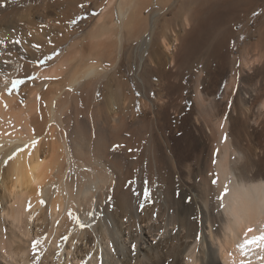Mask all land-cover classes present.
Instances as JSON below:
<instances>
[{
    "label": "bare ground",
    "instance_id": "obj_1",
    "mask_svg": "<svg viewBox=\"0 0 264 264\" xmlns=\"http://www.w3.org/2000/svg\"><path fill=\"white\" fill-rule=\"evenodd\" d=\"M0 3V264H264V21L182 81L264 0Z\"/></svg>",
    "mask_w": 264,
    "mask_h": 264
},
{
    "label": "rangeland",
    "instance_id": "obj_2",
    "mask_svg": "<svg viewBox=\"0 0 264 264\" xmlns=\"http://www.w3.org/2000/svg\"><path fill=\"white\" fill-rule=\"evenodd\" d=\"M92 4L93 3L90 2L88 6H85V7L81 8V12L78 15H76L72 19V22L69 24L70 25L69 26L70 29H72V28L73 29H77L78 28V29L81 30L83 28L84 29L86 28L85 30H87L89 28V26L92 24L93 18L95 16H97V14H99L98 9ZM253 6H254V8L252 9L253 11H251V13H249V14H246L244 16V19L239 24H237V30L234 33V38H233L232 42L230 44H228L226 49L223 48L224 51L222 50V52L220 53L219 57L221 56L220 58H222V60L221 59L220 60L222 62L221 61L219 62L218 61L219 57L218 56L215 57L214 54L211 53V52H209L208 54H205V55H202V56L198 57L199 58L198 59L196 57V54H198V53L196 52L195 53V57L192 58L191 61H190L189 68L184 70L185 75L182 78L183 79L182 81H183L184 84L186 83L187 86L190 85V81H189L190 74L198 72L202 68L203 61H206V60H207L206 61V64H207L206 65V72H207V75H208L207 77H209V79H210V80L208 79L209 83L211 84V86L214 85V83L216 84L217 83L216 81H219V78L221 76H223L225 74H228L227 73L228 71H226V70L229 69L227 64L230 63V60L228 58H226V55H224L225 52L229 53V51L232 50L231 47H233V52L236 54V53H238L237 51L242 45H244V44L248 45V44H252V43H255L256 41H258L257 39L259 38V36L257 35V33H258L257 30L259 29L258 26L260 25V23H263V21H264V19L262 17L263 10H264V5H263V3H261L259 5L258 4L257 5L254 4ZM245 8H246V6H244V9ZM147 10L148 9H144V11H143L145 15L148 14ZM237 11H238V9H237ZM171 14H172V12H171ZM167 15L171 16V15H169V13H167ZM161 19L162 18H160V20L157 22L158 24H160ZM73 21H75V22H73ZM243 27H245V29H242ZM245 33H246V35H244ZM241 35H243V37ZM68 37L71 38L72 35L70 34ZM149 37H150V35L147 36V40H150L151 37L150 38ZM262 38H264V33L262 35ZM72 40H73V38H72ZM81 44H82V42H81ZM203 48L205 49V47H203ZM61 49H62V47H58L57 46L56 50L51 51L48 54L41 55L40 58L37 60V63L40 66H42V67L46 66L47 63L49 64L52 61L53 57H55V55L58 54V51L60 53ZM209 54H211V55H209ZM215 60H217V61H215ZM223 60L226 61V62H224ZM208 64H210V66ZM229 66H230V64H229ZM237 68H238V65H237ZM133 70H134V65L129 64L128 61H126V59H122L121 64H120L119 73L124 76L125 80L129 79V85H130V89L129 90L131 91V88H132V90L134 91V93L136 95V99L134 101V106H135V109H136V116L139 117V115L141 114V107H140V102H139V97H140L141 93H140L138 87H136L137 85H136L135 80H132V78H131V74H132ZM219 74H220V76H218ZM241 74L242 73L240 71L239 80L242 79V81H244V78H243V76ZM193 78H194V76H193ZM21 82L23 83L24 80L21 79L20 81H16L14 83V86L17 87V88L20 87V85H22ZM211 86L209 87L210 90H212V88H213ZM183 92H184V94H187L186 91H183ZM153 95H154V93H153ZM191 103H192V100L189 99L187 101V104H186V111H188L190 109ZM226 103L228 104V101H226ZM176 134L179 135V136L183 135L184 134V130H179V131H177Z\"/></svg>",
    "mask_w": 264,
    "mask_h": 264
},
{
    "label": "snow or ice",
    "instance_id": "obj_3",
    "mask_svg": "<svg viewBox=\"0 0 264 264\" xmlns=\"http://www.w3.org/2000/svg\"><path fill=\"white\" fill-rule=\"evenodd\" d=\"M3 6V3H0V7H2ZM73 22H75V21H73ZM148 195H149V193H145V197L147 198L148 197ZM249 231H251V229H249ZM261 239H264V236H262V237H260ZM35 243H37L36 241H34L33 242V244L35 245ZM132 247H133V249L135 248V245L133 244L132 245Z\"/></svg>",
    "mask_w": 264,
    "mask_h": 264
},
{
    "label": "crops",
    "instance_id": "obj_4",
    "mask_svg": "<svg viewBox=\"0 0 264 264\" xmlns=\"http://www.w3.org/2000/svg\"><path fill=\"white\" fill-rule=\"evenodd\" d=\"M154 7H155V6H153V7L149 8V9L147 10V11H148V13H149V12H150V11H151V10H152ZM171 12H172V11L168 12V13H169V15H171ZM244 35H246V33H245ZM241 36L243 37V35H241ZM242 37H241V38H242Z\"/></svg>",
    "mask_w": 264,
    "mask_h": 264
}]
</instances>
